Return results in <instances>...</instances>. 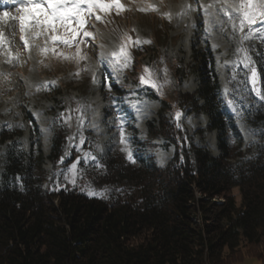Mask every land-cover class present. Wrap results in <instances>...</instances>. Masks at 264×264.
I'll return each instance as SVG.
<instances>
[{
  "label": "trees",
  "instance_id": "trees-1",
  "mask_svg": "<svg viewBox=\"0 0 264 264\" xmlns=\"http://www.w3.org/2000/svg\"><path fill=\"white\" fill-rule=\"evenodd\" d=\"M197 14L196 26L201 28L200 10ZM227 31L233 39L227 94L209 43L191 44L190 69L198 77L197 87L193 92L174 88L172 96L183 114V130L176 127L170 102L150 92L159 109L156 118L145 123L144 135L134 126L131 110L134 95L150 88L138 82L134 64L122 70V81L113 80L108 67L100 66L103 86L111 84L113 107L125 119L127 151L135 163L113 144L104 156L91 160L84 153L94 155L95 140L86 136L75 146L77 130L62 119L53 126L45 158L28 110L25 119L35 131L28 150L21 143V131L0 130V264H232L245 255L264 260V100L250 108L238 102L236 91L248 84V75L234 55L238 34L233 38L229 24ZM244 46L256 67L258 88L264 91V43L252 39ZM158 61L159 56L152 58ZM172 73L177 87L184 72L175 65ZM53 81L55 86L47 90L54 102L49 125L66 111L61 89L68 87L60 78ZM91 88L86 86L81 94L80 115L87 112ZM230 105L240 118L228 111ZM201 115L207 117L206 127L189 134L186 119ZM239 119L257 130L244 151L235 124ZM212 131L217 132L218 156L195 143L196 135L203 141ZM170 145L171 157L158 166L155 153ZM46 159L49 169L43 167ZM73 164L74 177L69 179Z\"/></svg>",
  "mask_w": 264,
  "mask_h": 264
},
{
  "label": "rangeland",
  "instance_id": "rangeland-1",
  "mask_svg": "<svg viewBox=\"0 0 264 264\" xmlns=\"http://www.w3.org/2000/svg\"><path fill=\"white\" fill-rule=\"evenodd\" d=\"M98 2L109 4L112 3V0H98ZM117 2L122 5L121 9L115 7H111L106 11L93 9V17L91 19L85 17L87 21V31L93 33L95 38H85L87 43H81L79 45L86 56V59L80 60L79 62L58 59L51 51L47 55L41 56L39 51L35 48H33L31 54H29L28 51L20 47H23V42L20 40L19 22H5L0 20V29L4 31L5 39L8 41L4 50L0 51V72L8 74L6 79L0 77V122L2 119H5L8 124L13 125V130L21 131L20 140L26 150H28L29 144L34 140L33 136L35 135V131L31 129L25 119L27 110L31 112L36 124L41 152L44 157L46 154L44 153L45 145L43 142L47 139L49 140L50 149L52 131L41 133L40 129L49 126V112L54 103L53 95L44 90L36 92L33 86L50 82L55 78H60L65 82L66 87H68L67 89H61L64 95L62 99L63 104L66 108L64 116L70 117L68 125L70 124L73 130H77V141L74 142V145L78 147L81 146L80 137L83 135L85 140H87V137H91L95 140L93 150L95 156H104L109 144L115 145L120 151L122 148H125V151H121L123 153L128 152L127 145H122L120 143V134L117 128L120 121L117 120V116L119 115L123 122L125 119L120 112L113 107L115 95L109 92L107 86H102L101 83H92V71H83V69L90 66L96 71L97 80L102 81L101 71L97 67L99 55L102 52L108 55L113 50L118 51V46L122 42L121 37L124 33H127L128 37H131L132 40L139 38L140 40L148 39L151 41V44H141L139 47L129 45L128 48V52L131 55V64H134V68L138 72L136 76L138 82L140 83V76L144 73L145 65L155 72L156 77L161 83L165 80L163 69L166 68L167 79L170 80V83L165 84L163 87V95H159L155 88L148 85L143 86L150 88V90L144 89L139 92V94L134 95L135 101L131 110L134 117V126L144 135L147 133L145 123L156 118L159 109V102L151 97L150 92L169 101L170 108L177 112V107L172 98V96H174L173 89L175 88L180 92H193L196 89L198 77L196 73L190 69L192 65V43H197L198 45H201L205 41L209 43L214 50L215 70L217 75H219V81L224 91L227 89V93L230 92L226 82V66L232 56L233 39L230 35L231 32L227 31L228 23L226 17H222V15H213L210 17L209 19L211 21H217L223 18L224 26L221 28L219 24H214V30L206 31L207 25L205 24L203 8H200L201 28L196 26L199 21L197 11L188 12L183 16L179 15V13L186 5H191L195 8V5L206 6L209 4H215V7L209 8L208 11L210 13L216 12L222 6L230 8L231 3L238 2V0H229L228 4H224L223 0H117ZM149 5L158 9V11H152L149 9ZM0 8L4 10V5H0ZM12 8L13 9L9 8V10L13 12L15 6ZM142 8L147 10L140 11ZM165 13L171 14L170 21L165 17ZM97 15L101 17L103 22L96 21L95 16ZM13 27L15 28L14 33ZM75 27V21L72 20L69 22L67 30H71ZM255 27L260 28L264 27V25L257 24ZM57 32L64 34L65 29L57 25ZM237 34L239 37V33ZM78 38L79 37H77V39ZM34 43L43 46L45 41L41 38L34 41ZM101 44L104 45L103 48L100 47ZM49 47L54 48L57 54H71L76 52L75 46L67 48L62 44H49ZM9 55L12 57L18 56V62H6L9 59ZM30 55L31 58H29ZM157 56H159V61L153 63L152 58ZM243 56L244 53H240L237 59L242 60ZM41 61H43V63H41ZM175 65L184 72L182 81L177 87H174L176 78L172 73ZM241 66L243 67L242 64ZM244 70L248 77H250L251 72L245 68ZM77 72H79V76L74 75ZM107 73L113 80L122 81V71L114 72L112 68L108 67ZM118 75L120 76L119 80H117ZM133 82L134 81L130 82V88L135 87ZM247 82L248 84L246 86L236 91L238 102L244 108L253 106L260 107V99L257 97L256 93L252 91L253 86L249 79ZM88 85L92 86L90 89L91 93L87 100L88 109L85 114L80 115L81 112L78 109L82 107V103L80 102L81 94H85L86 86ZM191 87L193 90H190ZM6 109H10V111L5 115ZM228 110L235 114L236 117L240 118V112L236 111L234 105H230ZM37 111L41 113L39 120L33 115V113ZM144 114L147 116L142 119L141 117ZM78 118L83 121L80 129L77 128ZM207 122L208 120L204 115L199 117L189 116L184 126L189 134H193L196 130L205 128ZM236 123L242 136L240 149L244 151L247 144H251L255 141L257 130L249 126L246 121L242 119L237 120ZM19 124H23V127L16 126ZM261 128L264 129V116L262 118ZM253 131L255 134H253ZM211 133L212 132H208L203 141H200L196 135L195 143L209 151L210 154L218 156L220 151L216 143L217 132L214 131V135H211ZM172 151L173 147L171 145L166 148L158 149L155 153L156 164L158 166H164L171 157ZM43 167L45 169L50 168L47 159ZM73 177L74 168L71 166L68 171V178L72 179ZM232 193L238 204L240 196L237 187L233 188ZM216 200L222 201L223 199L221 197H216ZM232 264H264V260L258 257L245 255L241 260Z\"/></svg>",
  "mask_w": 264,
  "mask_h": 264
},
{
  "label": "snow or ice",
  "instance_id": "snow-or-ice-1",
  "mask_svg": "<svg viewBox=\"0 0 264 264\" xmlns=\"http://www.w3.org/2000/svg\"><path fill=\"white\" fill-rule=\"evenodd\" d=\"M224 4H228L229 0H223ZM0 5H4V10H0V20L2 21H18L19 22V32L20 40L23 42V48L25 51H28L31 54L33 48L37 49L41 56L47 55L50 51L53 55H56L58 59L76 61L86 59L83 51L80 49L79 45L81 43H87L85 38L94 39L95 36L93 33L87 31V21L85 17L91 19L94 15L93 9H99L101 11H106L111 7L121 9L117 0H112V3L104 4L98 2V0H0ZM10 6H15L17 15H12L8 11ZM215 4H209L206 6H198L193 8L191 5H186L185 8L179 13V15H186L191 11H199L200 8H203L205 15V24L207 25L206 31L214 30V24H219L221 28L224 26L223 18L217 21H211L209 18L213 15H222L226 17L229 26L233 32V38H235L236 33H239L238 46L235 49L234 55L239 56L240 53H244L243 59L238 60V64H242L245 69H248L251 72V76L248 77L249 81L252 84V91L256 93L257 97L260 100H264V91L257 87L258 83V73L254 62L252 61L251 56L249 55V50L244 48L246 41L252 39H259L261 43H264V27L256 28L257 24L264 25V0H238V2L231 3V7L222 6L216 12H209V8H214ZM149 9L152 11H158V9L149 5ZM147 9H140V11H146ZM166 18L171 20V14L165 13ZM97 22H103L100 16H95ZM74 20L76 27L67 30L68 24L70 21ZM57 25L65 29L64 34L57 32ZM15 28L13 27V33ZM77 37H79L77 39ZM44 39L45 43L43 46L34 43L37 39ZM122 42L118 46V51L113 50L110 54L105 55L103 52L100 53L97 60V67L101 72L104 71L100 66L106 65L113 69L114 72H121L124 68L131 66V55L128 52L129 45L139 47L141 44H151V41L148 39L132 40L131 37H128L127 33H124L121 37ZM8 41L5 39V33L0 29V51H3L5 45ZM49 44H62L67 48L76 47V52L71 54L55 52L54 48H50ZM101 48L104 47L103 44L100 45ZM31 58V55L30 57ZM19 57H12L9 55V59L6 61L8 63L18 62ZM162 62V61H161ZM43 63V61H41ZM83 71H92V83H101L103 86V81L97 80V73L90 66L83 69ZM165 74V80L163 83L159 82L156 74L153 70L149 69L147 65L144 66V73L140 76V84L148 85L156 89L159 95H163V87L165 84H169L170 80L167 79V69H163ZM74 75L79 76V72ZM8 74L0 72V77L7 78ZM120 79V76H117V80ZM56 84L53 82H45L44 84H36V92L41 90L47 91L54 87ZM109 92L112 91L111 84H108ZM227 89L225 93L227 94ZM27 94V93H26ZM233 102L229 100V104ZM83 111L82 109H78ZM10 109L5 110V115L8 114ZM33 115L39 120L41 113L39 111L34 112ZM182 113H175V123L176 127L179 130H183L181 123ZM63 120V124H68L70 117H64V114L61 113L58 117L52 118L50 125L46 128H41V133L53 131V126L59 120ZM117 120L120 123L117 125L119 134H120V143L126 145L129 143V138L125 135L124 122L122 118L118 115ZM190 122V120H189ZM83 123L82 119L78 118L77 128L80 129L81 124ZM17 127H23V124L16 125ZM71 127V125H68ZM6 127L7 130L11 131L13 125L4 124L0 125V130ZM253 134L254 131H253ZM67 139L72 141L74 137L68 136ZM187 139V137H185ZM80 142L84 143L85 138L83 135L80 137ZM121 151H125V148H122ZM85 156L90 157L91 160L96 161L97 157L91 155L90 153H84ZM127 158L135 163L133 160L132 153L129 151ZM63 160V157L61 158ZM73 168L76 167L75 164L72 165ZM99 167V165H97ZM95 194V193H90Z\"/></svg>",
  "mask_w": 264,
  "mask_h": 264
},
{
  "label": "bare ground",
  "instance_id": "bare-ground-1",
  "mask_svg": "<svg viewBox=\"0 0 264 264\" xmlns=\"http://www.w3.org/2000/svg\"><path fill=\"white\" fill-rule=\"evenodd\" d=\"M12 7H13V6H10L9 8H10V9H13ZM9 8H8V11L10 12V14H12V15L17 14V13H16V10H14V11L12 12V11L9 10ZM0 10H1V8H0ZM20 47L23 48L22 46H20ZM221 55H222V54H221ZM223 55H224V54H223ZM222 67H223V66H222ZM219 69H220V68H219ZM219 69H218V70H219ZM224 69H225V68H224ZM218 72H220V71H218ZM220 73H221V72H220ZM218 76H219V75H218ZM222 80H223V79H222ZM190 90H193V88L191 87ZM146 116H147V115L144 114V115H142L141 118L144 119ZM201 116H202V115H201ZM148 118H149V117H148ZM204 120H205V119H204ZM203 124H204V123H203ZM207 133H208V132H207ZM211 135H214V131H212ZM212 141H213V139H212ZM212 141H211V143H212ZM43 144L45 145V146H44V150H45L44 153L46 154V155H45V157H46V156H47V153H48V151H49V140H48V139L45 140V142H43Z\"/></svg>",
  "mask_w": 264,
  "mask_h": 264
}]
</instances>
